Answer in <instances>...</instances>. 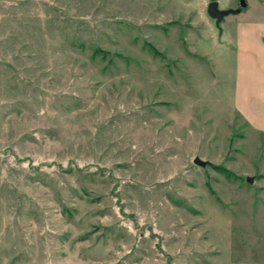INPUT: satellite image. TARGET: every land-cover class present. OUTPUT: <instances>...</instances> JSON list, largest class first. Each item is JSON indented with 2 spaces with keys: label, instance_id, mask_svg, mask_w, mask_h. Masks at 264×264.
Returning a JSON list of instances; mask_svg holds the SVG:
<instances>
[{
  "label": "rangeland",
  "instance_id": "1",
  "mask_svg": "<svg viewBox=\"0 0 264 264\" xmlns=\"http://www.w3.org/2000/svg\"><path fill=\"white\" fill-rule=\"evenodd\" d=\"M210 1L0 0V264H264L224 36L264 0Z\"/></svg>",
  "mask_w": 264,
  "mask_h": 264
},
{
  "label": "crops",
  "instance_id": "2",
  "mask_svg": "<svg viewBox=\"0 0 264 264\" xmlns=\"http://www.w3.org/2000/svg\"><path fill=\"white\" fill-rule=\"evenodd\" d=\"M224 36L235 58L233 110L264 136V18L238 22Z\"/></svg>",
  "mask_w": 264,
  "mask_h": 264
},
{
  "label": "water",
  "instance_id": "3",
  "mask_svg": "<svg viewBox=\"0 0 264 264\" xmlns=\"http://www.w3.org/2000/svg\"><path fill=\"white\" fill-rule=\"evenodd\" d=\"M246 6L244 0H239V7L237 9H225L221 10L217 1L213 0L207 4V14L214 21L215 27L221 31L220 24L225 16L230 14H237L242 8ZM193 164L200 168H205L209 165L208 162L201 160L199 157H195L192 160ZM246 182L251 184L253 182L252 177H246Z\"/></svg>",
  "mask_w": 264,
  "mask_h": 264
}]
</instances>
